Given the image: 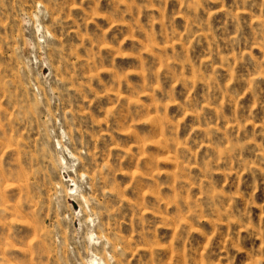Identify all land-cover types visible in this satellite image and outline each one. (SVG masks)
Listing matches in <instances>:
<instances>
[{
  "label": "rangeland",
  "instance_id": "obj_1",
  "mask_svg": "<svg viewBox=\"0 0 264 264\" xmlns=\"http://www.w3.org/2000/svg\"><path fill=\"white\" fill-rule=\"evenodd\" d=\"M0 264H264V0H0Z\"/></svg>",
  "mask_w": 264,
  "mask_h": 264
}]
</instances>
